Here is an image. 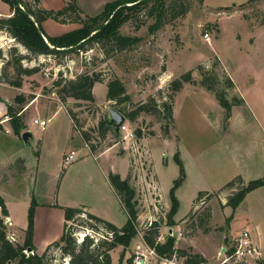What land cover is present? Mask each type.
I'll return each mask as SVG.
<instances>
[{
    "label": "rangeland",
    "instance_id": "374dc122",
    "mask_svg": "<svg viewBox=\"0 0 264 264\" xmlns=\"http://www.w3.org/2000/svg\"><path fill=\"white\" fill-rule=\"evenodd\" d=\"M70 1L64 0V5ZM112 1L115 0L72 2L80 10L81 18H84L100 14L104 5ZM168 2L176 7H168L165 23L155 33H149L148 25L153 20L146 19L143 13L139 19L146 24L139 29L135 28L136 21L122 25L119 30L121 35L138 39L124 51L117 52L109 47L106 48L108 53H105L100 46L92 44L81 53H69L61 59L38 56L22 62L23 67L39 69L36 74L23 77L25 95L34 97L32 93L35 92L41 95L33 105L35 107L61 104L56 94L57 88L53 85L59 77L69 80L84 72H95L103 80L99 84L105 86L103 90L96 88L93 103L72 98L66 100L65 106L74 114L72 123L75 128L71 134H65L63 113L54 116L45 131L36 128V138H44V150L37 170L29 163L28 167L32 168L24 176L19 174L22 173L18 169L19 163L12 162L17 170L15 187L19 189L12 188L13 192H8L15 196V201L10 204L14 226L10 225L7 217L0 216L6 224L7 236H11L15 243L23 242L19 229L27 227V211L32 198L37 202L32 235L36 251L40 252L48 242L57 240L62 234L63 212L59 207L84 206L90 214L121 228L127 216L107 179L108 173L118 174L122 179L128 178L135 190L138 211L137 235L125 250L119 246L110 252L111 264H118L121 254L124 256L122 264H128L126 262L131 257L132 264L140 260L144 264H182V259L161 260L145 246L143 232L155 220L162 221L158 230L160 242L173 229L177 248H187L186 239L197 238V245L208 256L213 248L209 245L210 241L204 239L210 237L220 243V248H228L239 230L244 225H250V212L256 220L254 223L258 222L257 231L264 234V189H256L258 191L255 190L239 208L233 224L235 229L230 233L228 230L234 213L231 212L230 217L222 205L230 191L216 194L235 177L240 176L245 183L264 178V0ZM31 5L36 6L37 3ZM181 6L186 7V13L174 17ZM45 21H51L60 28L57 33L79 27L78 23L71 22L70 17L65 18V23L52 19ZM205 33L209 36L208 40L204 37ZM9 50H3L6 58ZM24 54L28 56L29 53L24 51ZM199 67L209 78H213L216 88H225L229 97L243 100L241 105L232 107L228 121H224L225 111L215 96L199 85ZM188 71L192 72L195 83L185 84L184 89L174 94L171 102L174 123L169 125L168 135L163 133L166 122L161 121V115L140 113L134 122L126 121L133 132V140H123L120 133L117 134L118 140L111 134L104 140L99 137L98 121L108 117V109L112 105L103 92L109 79L117 77L123 83L130 96V104L125 108L130 111L149 100L153 101L152 107H160L162 102L169 100V83ZM226 79L233 84L228 90ZM31 99L25 105H29ZM81 131L92 137L91 144L96 146V153L117 143L114 152L120 159L114 153L107 152L104 157L93 160L84 145ZM22 142L21 155L24 156V151L29 153L33 145L29 139ZM66 145L74 152V159L70 166L59 168L57 150ZM4 146V140H1L0 150ZM176 152H179L187 174L180 193L181 208L178 212V217H184L178 225L169 228L165 225V216L170 208L168 191L178 176V167L173 160ZM0 155L3 170V149ZM124 155L127 157L125 161ZM207 191L209 196L193 200L199 192ZM80 218L77 223L81 226L77 225L73 231L76 240H81L85 234H91L95 240L104 238L103 231L90 233L85 230V217ZM220 251L214 252L217 263L223 260ZM260 256L264 260V247ZM47 259L57 264L68 263V258H62L55 248L49 251ZM261 263V260L256 261V264Z\"/></svg>",
    "mask_w": 264,
    "mask_h": 264
},
{
    "label": "trees",
    "instance_id": "16d2710c",
    "mask_svg": "<svg viewBox=\"0 0 264 264\" xmlns=\"http://www.w3.org/2000/svg\"><path fill=\"white\" fill-rule=\"evenodd\" d=\"M0 1L9 7L12 14L8 18H0V30L6 31L15 40L16 45H21L29 53L28 56L23 55L17 50L16 46H13L10 47L7 53L8 57L4 58V54L0 50V59L4 61L0 73V82L15 88L22 87L24 76L29 77L39 71L38 67H23V61L35 59L38 56H52L56 59H61L69 53L85 50L88 45L91 46L92 44L100 46L105 53H108L106 48L109 47H112L117 52L124 51L138 42V39L133 36L121 35L119 30L122 25L130 21H136L137 25L135 28L139 29L146 24L145 21L139 19L140 15H142L141 13H143L146 19L153 20V23L148 25L149 33L153 34L164 25L168 7L170 6L171 9L176 7L175 4L168 2V0H115L106 3L100 14L94 17L81 18L80 10L72 2L73 0L57 11L45 10L37 6L38 0H31L32 2H30L31 4L37 3L36 6H32L25 0ZM19 5L23 7V10ZM186 10V7H182L173 16L184 15ZM66 17H70L72 23H78L79 27L57 36H49L44 32L42 28L43 21L52 19L53 21L65 23ZM199 71L201 77L200 82H198L199 85L202 89L215 96L219 106L225 111L224 121H228L231 117L232 107L241 105L243 100L235 96L227 98L225 88H216L213 78H209L201 67H199ZM102 81L100 74L84 72L77 75L74 79L66 80L59 77L54 82L53 85L57 88L58 99L65 107L72 121H74V114L65 106L66 100L72 98L93 103L95 99L92 94V88L95 83H101ZM225 82L227 90L233 87L229 79H226ZM194 83L192 72L188 71L169 83V100L162 102L160 107H152L151 103L153 101L149 100L148 103L139 104L134 109L127 111L125 105L130 104V96L126 93L123 83L117 77H113L106 83V99L112 103V108L121 113L131 123L137 119L140 113L161 115V121L166 122L162 128L166 136L168 135L169 125L174 123L171 103L174 94L181 91L185 84ZM31 98L33 96L26 98L23 95H16L13 105L8 104L6 106V116L16 136H20L21 132L26 128L22 117L18 114L22 106ZM97 133L103 140L108 134L113 135V138L118 140V135L108 125L107 117L99 119ZM80 135L89 151L93 154L96 153V146L91 144L92 137L85 131H81ZM173 160L178 167V176L173 181L172 187L168 192L170 208L165 216V225L169 228L178 224L174 220L179 208V201L175 196V191L185 179V170L179 152L174 154ZM107 179L127 216V220L121 228L86 212L83 208L59 207L63 212L62 234L57 240L48 244L43 252L39 254L32 243L34 214L37 206V202L32 198L27 211V227L24 230L22 244L11 242L8 239L6 224L0 216V264H57L47 259L49 251L53 248L59 251L62 258H68L67 264H111L110 252L119 246L125 250L137 235L136 221L138 211L136 208L135 190L129 184L128 178L122 179L118 174L108 173ZM260 187H264V178L245 183L238 176L225 184L216 194L227 190L230 191L223 206L229 207L234 213L245 196ZM209 195V192H199L195 201ZM0 205L2 216L8 217L1 198ZM82 216L85 217V230L91 231L90 233L103 231L105 233L104 238L95 240L91 234H85L81 240H76L73 231L77 225H80L77 221ZM161 222L157 220L151 222L142 236L145 245L159 259L166 261L182 259V264H205L206 260L204 257L199 253L193 252L191 248H177L175 246L176 239L170 234L165 237L163 242H160L158 230ZM27 249H30L29 253H26ZM123 258L124 256L121 254L118 258V264L123 263ZM132 260L133 257L129 258L126 263L132 264ZM261 264H264V261Z\"/></svg>",
    "mask_w": 264,
    "mask_h": 264
},
{
    "label": "crops",
    "instance_id": "0c3cea01",
    "mask_svg": "<svg viewBox=\"0 0 264 264\" xmlns=\"http://www.w3.org/2000/svg\"><path fill=\"white\" fill-rule=\"evenodd\" d=\"M0 5L3 7V8L1 7V9H0V18L10 17L12 14H11L9 7L5 4H2V3H0ZM38 5L45 10L57 11L64 6V0H38ZM42 28H43L44 32L49 36H57V35H61L63 33H66L65 31H63L62 33H57V31L60 30V28H57V26L53 25V23L51 21H44L42 23ZM5 38H12V37L6 31L0 30V39H5ZM16 48L20 49L19 50L20 53L25 55L24 51H27V50H25L24 47H22L21 45L18 44V45H16ZM6 49H8V48L6 47V48L0 49V50H2V52H3V50H6ZM39 57H42V56H39ZM4 58H5V55H4ZM3 62L4 61L0 59V73H1L2 66H3ZM103 86H105V85L95 83V85L92 88L93 97H95L96 88L101 87V89L103 90ZM185 87L186 86L184 85L183 89ZM22 88H23V85L21 88H15V87H12V86H9L5 83L0 82V141L4 140V142H5V146L3 148H1V150L3 149V156H4V169L3 170L1 169V162L2 161L0 159V198H1L5 208L7 210V213H8L7 218L9 220L11 226H14V223H13L12 215L10 212V208H11L10 204L13 201H15V196L10 195V193H8V192H13L12 188L19 191V189L17 187H15V178L17 176V170H16V168H13L12 162L17 161L19 163L18 169H19V171L22 172L19 174H23L25 176L26 173L28 172V170H30L32 168V167H30V168L28 167L29 163L33 164V168L37 170L38 163L40 161V158L42 157V151L44 150V148H43L44 138H41V139L38 137L36 138V131H37V129L39 130V128L37 126L35 127L33 125L32 121L34 119H49V124H50L51 120L53 119L54 116L58 115L59 113H63L66 136L69 133L71 134V132L75 128V126L72 123L71 118L69 117L65 107L62 104H58L55 107H51V106L35 107L33 105H35L36 102H38L41 95L37 92H35V93L30 92V93H32V95H34L33 99H31V102L29 103V105L22 106V109L18 115H20L22 117V120H23L24 125L26 127L25 130H23L21 132V135L23 134V132H26V131L29 132L30 136L28 137V139L31 140L33 147H31V150H29V153L23 150L24 156H22L21 155V151H22L21 146H23V144H22L23 140L21 138V135L16 136L13 133L11 126L8 122V119H6V117H7L6 116V112H7L6 106L8 104L13 105V100H14L15 96L16 95H23L26 98L28 97L27 94L25 95V91ZM106 91H107V89L106 90L104 89V91H103V92H105V95H106ZM15 106H17V105L15 104ZM230 119H231V117H230ZM6 137H8V138H6ZM263 143H264V140H263ZM84 145H85V143H84ZM117 145H118L117 143H112L103 151L98 152V153H94V154L89 151L90 156L93 160L96 161V160L104 157L105 155H107L106 154L107 152H112L115 154L116 158L120 159V156H117L116 153L114 152V149H116ZM263 147H264V145H263ZM86 148L88 149L87 146H86ZM1 150H0V154H1ZM70 153H74V152L72 150H69L67 145L65 147H63L62 149L57 150L59 168L66 167V166L68 167L71 165L70 164L71 162L69 163L70 165L64 164V159H63V157H65L66 155H68ZM126 158L127 157L124 155V157H123L124 161L127 160ZM182 162H183V160H182ZM183 166H184V162H183ZM184 170H185V168H184ZM109 172H111V171H109ZM157 178H158V175H157ZM186 180H187V174L185 172V179H184L182 185L175 191V196H176L177 200L179 201V208H178L177 214H175V217H174V220L177 223L184 217V216L178 217V212L181 208L180 193L182 192V189L186 183ZM156 182H157V184H159V178L157 179ZM159 187H160V185H159ZM261 189H264V187H260L258 190H261ZM258 190H256V191H258ZM253 192H255V190L248 193L245 196V198L243 199V201L240 203V205L234 211L232 224H231L230 229L228 230L229 233L232 231V229L233 230L235 229L233 224H234V220L236 217V213L238 212V210H240L239 208L243 205V203L248 201L249 197L251 195H253ZM193 200H195V199H193ZM165 203H166V206H168L167 201ZM224 204H225V201L222 202V205H224ZM191 207H192V203H191L190 209H191ZM80 208H83L86 212H88L86 207L81 206ZM224 211H228V214L231 215L232 211L229 207L224 206ZM229 215H225V216L227 217ZM248 217H249L250 225L249 226L244 225V227H242L241 230H239L237 236L239 235V233L242 230H245V229L248 230L251 234V239L253 241L256 253L253 256L248 257L244 262H240V263L241 264H256L257 260L264 261L261 259V256H260V252L262 251V249L264 247V234L260 233V231H257V227H258L257 223L258 222L254 223L256 220L252 218L251 212L248 214ZM19 230L21 231V234H23V238H24V230L25 229H19ZM169 234L172 236L174 235L173 229L169 230ZM196 239L197 238H193V239L187 238L186 239L187 248L189 247L193 250V252L199 253L200 255H202L204 257V259L206 260L205 264H226V263H222V262L217 263V261H214V257H215L214 252L216 250H219V249L221 250L223 248V247L220 248L221 245H219L220 244L219 242H214V240H212L210 237H208L207 239H204V240H206V242L210 241L209 245L211 244V246L213 248L210 251L211 255L208 256L207 253L205 251H203V249L200 246L197 245ZM47 244H50V242H48ZM47 244L42 248L41 251H43L45 249ZM41 251L40 252L37 251V253H41ZM240 263H237V264H240Z\"/></svg>",
    "mask_w": 264,
    "mask_h": 264
},
{
    "label": "built area",
    "instance_id": "2783aa9c",
    "mask_svg": "<svg viewBox=\"0 0 264 264\" xmlns=\"http://www.w3.org/2000/svg\"><path fill=\"white\" fill-rule=\"evenodd\" d=\"M19 7L23 10V7L19 5ZM206 40L209 39L207 33L204 34ZM16 46L15 40L13 38H5L0 39V49L10 48ZM82 51H78L81 53ZM8 119V117H6ZM33 125H36L40 131H45L49 125V119H34L32 121ZM119 133L123 134V140H133V132L127 125V122H124L120 128ZM74 159V153H70L66 155L64 159V164H69ZM2 208L0 205V214ZM8 239L11 242H16L11 236H8ZM223 250V251H222ZM256 253L253 241L251 239V234L248 230H242L239 235L234 239L231 246L228 248H222L219 255L223 257L222 263L226 264H237L240 262H244L248 257L253 256ZM137 264H140L137 263Z\"/></svg>",
    "mask_w": 264,
    "mask_h": 264
},
{
    "label": "water",
    "instance_id": "95a60500",
    "mask_svg": "<svg viewBox=\"0 0 264 264\" xmlns=\"http://www.w3.org/2000/svg\"><path fill=\"white\" fill-rule=\"evenodd\" d=\"M225 95L227 97H229V95L227 94V92H225ZM107 120H108V125H110L113 128V131L116 134H119V128H120V126L124 122L127 121L126 118L121 113H119L117 110H115L112 107H109V109H108V117H107ZM29 136H30L29 132L26 131V132H23V134L21 135V138L24 141H27ZM29 252H30V249H27L26 250V253H29ZM140 264H144V261L143 260H140Z\"/></svg>",
    "mask_w": 264,
    "mask_h": 264
}]
</instances>
